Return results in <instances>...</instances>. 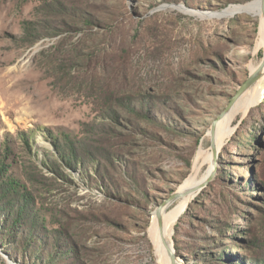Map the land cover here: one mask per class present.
I'll return each mask as SVG.
<instances>
[{"label": "rangeland", "instance_id": "1", "mask_svg": "<svg viewBox=\"0 0 264 264\" xmlns=\"http://www.w3.org/2000/svg\"><path fill=\"white\" fill-rule=\"evenodd\" d=\"M252 1L0 0V264H173L152 216L215 171L212 124L264 57L258 17L223 12ZM219 147L153 232L179 264H264V90Z\"/></svg>", "mask_w": 264, "mask_h": 264}, {"label": "bare ground", "instance_id": "2", "mask_svg": "<svg viewBox=\"0 0 264 264\" xmlns=\"http://www.w3.org/2000/svg\"><path fill=\"white\" fill-rule=\"evenodd\" d=\"M237 12H247V13H251L258 17L260 25H259V30H258L257 46L263 45L264 44V0H254L246 4L234 6L228 9L227 11L223 12V15H231ZM263 68H264V65L258 68H253V73H257L261 71L260 69H263ZM263 73H264V70L261 71V76L256 80L255 82L256 84L255 86H253V90L250 89V90L244 91L242 94L243 96L241 95L242 98L239 97L227 111H225L223 114H221V116L217 118L215 128H217L218 124L220 123V131H221V134L219 136L220 145L223 144L226 138V135L230 127V119L233 116V114L237 110L248 108L257 98L259 91L261 92L264 90V74ZM219 143L216 144V149L214 152V161H215V158L220 148ZM213 173H214V164L210 171L209 177H211ZM191 182H193V180L187 182L185 185V188H182V190L179 191V193L177 191L178 197L180 196V198L177 200L176 204L174 205V209L172 210L173 212L178 211L180 208H182L185 205L186 201L188 200L189 195L193 191L200 190L201 192V188L205 184L203 183L193 188L194 186ZM173 202L169 201L168 203L161 205L158 208V211L157 212L155 211L153 213L151 224L149 226V233L153 239V243L156 245V247H158V249H161L163 253L167 255L169 262L175 261L171 257V252L173 248L171 247L167 239V235H169V232L166 226H160V227H156L155 229L156 233H154L153 225L155 223L156 218L161 214V211L167 209ZM168 219L171 221H174V216L170 218L168 216L167 220Z\"/></svg>", "mask_w": 264, "mask_h": 264}, {"label": "trees", "instance_id": "3", "mask_svg": "<svg viewBox=\"0 0 264 264\" xmlns=\"http://www.w3.org/2000/svg\"><path fill=\"white\" fill-rule=\"evenodd\" d=\"M139 103L141 102V101H138ZM144 102H146V101H144ZM126 104H128V105H131L132 104V101L131 100H128L127 102H125ZM137 104V103H136ZM134 109H135V107H133ZM141 109H142V106H141ZM153 109V108H152ZM131 110V109H130ZM153 116H155V113H154V115ZM67 143H69L70 144V146H72L73 144H72V142H70V141H67ZM66 146H68V145H66ZM62 151H66L65 149H62ZM62 156H63V158H64V160H65V162L67 163V165H69L71 168H73V169H76V168H78V162H80V159H79V156L77 155V153H76V150L75 149H73L70 153H68V154H66V152L64 153V152H62ZM53 166L57 169V167H56V165H54L53 164ZM4 167H5V165H4ZM2 166H0V174H1V170H2ZM58 170V172H59V169H57ZM99 173H100V171H99ZM127 178H129L128 176H127ZM132 178H134L133 176H132ZM213 181V180H212ZM211 181V182H212ZM8 182V184H10V187L11 188H13L15 191H17L18 189H19V187H18V185H19V182L17 181V180H13V179H9V181H7ZM210 182V183H211ZM209 183V184H210ZM3 189H1L0 190V192L2 191ZM110 193H112L111 191H109ZM26 202H24L21 206H18L17 208H16V210H15V213H13V216H14V218H12V222H11V224H10V228H11V230L12 231H15V228H16V225L19 223V221L20 220H24V218H23V214H24V212H25V210H26ZM22 217V218H21ZM40 237V236H39ZM30 239V240H29ZM28 240H29V243L31 244L33 241H34V237H31V238H29ZM25 241H26V239H25ZM47 242V241H46ZM40 248H42L43 247V245L41 246H39ZM72 249H74V247L72 248ZM45 250H46V257H52V254H53V251H52V249L50 248V245L47 243V245H46V247H45ZM58 253V252H57ZM57 253H55V254H57ZM67 256H68V259H74L75 257V255H72V254H74V253H72V252H69V250L67 249Z\"/></svg>", "mask_w": 264, "mask_h": 264}, {"label": "water", "instance_id": "4", "mask_svg": "<svg viewBox=\"0 0 264 264\" xmlns=\"http://www.w3.org/2000/svg\"><path fill=\"white\" fill-rule=\"evenodd\" d=\"M264 65V57H263V60H262V62H261V66H263ZM261 76V71H259V72H257V73H250V75L248 76V78L243 82V83H241L240 85H239V87H238V90H237V92H236V94L231 98V101H230V103L228 104V106H227V108L221 113V114H223L225 111H227L233 104H234V102L243 94V92L246 90V89H248L259 77ZM221 114L219 115V116H221ZM215 124H216V120L213 122V124H212V129H211V131H214V129H215ZM212 147H214V141H213V139H212V145H211ZM219 156L217 155V164H216V168H215V171H214V173L211 175V177H209V179L205 182V184L202 186V188H201V191L205 188V187H207L208 186V184L212 181V180H214L215 179V177H216V174H217V172H218V166H219ZM177 197H178V194H177V192L176 193H174L165 203H168L169 201L170 202H173V201H175L176 199H177ZM164 203V204H165ZM160 207V206H159ZM159 207H157L156 208V212L158 211V208ZM171 257L173 258V260H175L174 262H173V264H179V262L177 261V259L179 260V258H178V256H177V254H176V250H175V248L173 247V250H172V252H171ZM178 262V263H177Z\"/></svg>", "mask_w": 264, "mask_h": 264}]
</instances>
